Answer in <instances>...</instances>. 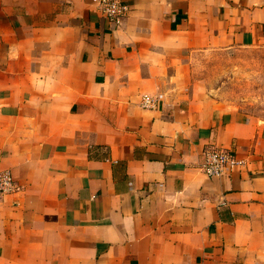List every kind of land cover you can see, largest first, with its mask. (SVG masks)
I'll use <instances>...</instances> for the list:
<instances>
[{
  "label": "crops",
  "instance_id": "obj_1",
  "mask_svg": "<svg viewBox=\"0 0 264 264\" xmlns=\"http://www.w3.org/2000/svg\"><path fill=\"white\" fill-rule=\"evenodd\" d=\"M123 1L0 0V264H264V122L189 74L264 44V0ZM208 145L243 165L206 177Z\"/></svg>",
  "mask_w": 264,
  "mask_h": 264
},
{
  "label": "rangeland",
  "instance_id": "obj_2",
  "mask_svg": "<svg viewBox=\"0 0 264 264\" xmlns=\"http://www.w3.org/2000/svg\"><path fill=\"white\" fill-rule=\"evenodd\" d=\"M191 59L200 95L230 115L264 122V44L216 48Z\"/></svg>",
  "mask_w": 264,
  "mask_h": 264
},
{
  "label": "built area",
  "instance_id": "obj_3",
  "mask_svg": "<svg viewBox=\"0 0 264 264\" xmlns=\"http://www.w3.org/2000/svg\"><path fill=\"white\" fill-rule=\"evenodd\" d=\"M90 2L108 23L114 25H118L130 10V5L123 0H90ZM158 100V96L144 94L141 96L139 106L142 109H152ZM201 157L199 168L208 178L222 176L230 167L243 165V160L233 151L217 145L206 146L201 152ZM13 190L14 180L11 172L0 169V198Z\"/></svg>",
  "mask_w": 264,
  "mask_h": 264
}]
</instances>
